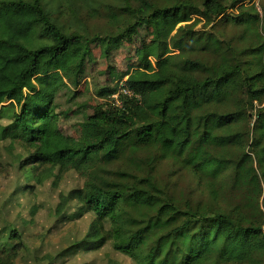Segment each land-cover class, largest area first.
Listing matches in <instances>:
<instances>
[{"label":"trees","instance_id":"trees-1","mask_svg":"<svg viewBox=\"0 0 264 264\" xmlns=\"http://www.w3.org/2000/svg\"><path fill=\"white\" fill-rule=\"evenodd\" d=\"M55 1L0 0V142L26 152L17 158L21 192L70 171L84 178L61 195L56 223L93 219L58 257L109 243L134 264H264V2L120 0L112 23L127 18V36L150 23L154 38L142 50L154 64L102 92L106 103L74 144L64 140L53 103L63 83L75 84L86 38L55 21L47 8ZM217 22L242 28L237 47L194 30ZM126 152L137 172L105 177L103 165ZM164 160L204 182L206 205L175 197L152 175ZM221 196L228 206L216 204Z\"/></svg>","mask_w":264,"mask_h":264},{"label":"rangeland","instance_id":"rangeland-1","mask_svg":"<svg viewBox=\"0 0 264 264\" xmlns=\"http://www.w3.org/2000/svg\"><path fill=\"white\" fill-rule=\"evenodd\" d=\"M159 1L160 4L170 3L169 0ZM253 2L260 7L264 0ZM120 6V0H57L54 7L47 5L48 10L53 9L55 21L65 30H78L86 38L87 52L81 61L75 84L63 83L53 103L56 124L66 142L80 143L83 123L94 113L95 107L106 103L101 93L112 89L121 75L133 69H143L148 63L154 64V60L142 50L154 38L151 24L147 22L137 27L132 36L123 34L130 21L119 16L112 23L109 16L113 12L119 13ZM228 13L234 14L235 11ZM195 19L193 17L190 23ZM194 30L211 32L233 48L238 46L242 32V28L223 22H217L213 28L198 23ZM138 155L139 159H146L147 154L141 152ZM18 156H26L19 143L10 146L7 142H0V264H108L110 260L117 264H134L130 258L114 251L109 243L96 252L58 257L57 254L70 243L83 238L93 219L92 214H86L76 221L56 223L58 216L55 207L61 195L82 188L85 180L70 171L51 177L41 185L31 183L26 192H21L20 185L23 187L24 182L21 172L17 170ZM131 159L126 152L114 164L103 165L102 174L106 177L111 174L110 171L119 169L135 172ZM149 170V166H146L143 175ZM152 175L166 184L169 192L177 198L203 205L209 201L204 182H198L191 173L179 169L172 160L156 163ZM261 187L264 192V178ZM230 195H227L228 199L234 197ZM222 198L216 204L228 206ZM33 207L36 210L31 214ZM12 230L16 231V237H10Z\"/></svg>","mask_w":264,"mask_h":264},{"label":"built area","instance_id":"built-area-1","mask_svg":"<svg viewBox=\"0 0 264 264\" xmlns=\"http://www.w3.org/2000/svg\"><path fill=\"white\" fill-rule=\"evenodd\" d=\"M124 94H129L128 92H126V91H124ZM112 99H114L115 101L117 100V95H114V96H112ZM117 102V101H116ZM117 104H119L118 102H117Z\"/></svg>","mask_w":264,"mask_h":264}]
</instances>
